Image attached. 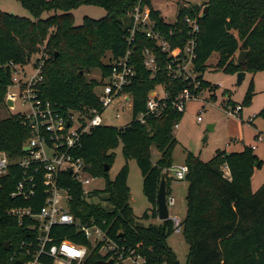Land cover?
<instances>
[{
	"label": "trees",
	"instance_id": "1",
	"mask_svg": "<svg viewBox=\"0 0 264 264\" xmlns=\"http://www.w3.org/2000/svg\"><path fill=\"white\" fill-rule=\"evenodd\" d=\"M18 1L31 17H19L0 10V107H5L4 96L10 83L6 65L14 62L24 66L31 60L35 64L43 61L42 98L66 109L99 107L94 92L99 81L87 79L86 75L97 69L101 76H106L110 71L107 61L125 54L124 35L131 24L130 12L139 1L149 6V0ZM85 4L103 7L106 13L99 19L85 16L80 24H76L72 11ZM205 5L208 10L202 16ZM44 11H51V14L43 18ZM187 15L197 17L200 27L193 61L199 74L197 78L201 80L200 91L213 88L201 77L206 61L213 54L218 55L216 67L224 70L255 73L264 69V0H207L203 6L180 5L174 23L165 22L158 10L150 8L154 28L172 47H182L189 37L184 23ZM145 47L156 57L158 69L153 75L143 65ZM133 48L134 76L124 89L131 96L133 115L145 110L148 94L157 86H163L167 93L165 109L159 116H149L145 124L131 120L121 128L94 127L82 137L76 156L83 159L93 177H105L106 185L102 191H91L89 201L81 197V189L76 185L71 210L83 221L90 216L105 221L109 236L125 242L127 247L140 245L135 253L144 259V264H179L166 242L175 230L172 219L147 225L140 223L129 204L127 163L112 180L107 177L109 169L104 170L105 165L110 168L114 158L111 149L120 141L125 160L134 158L137 161L143 191L151 204L141 219L157 218L156 193L160 175L164 169L171 168L172 150L177 143L174 127L183 114L173 107L172 101L188 86L190 79L168 77L166 53L143 32L136 34ZM177 50L175 55L180 52L179 48ZM240 50L247 51V57L244 64L237 65L234 55ZM104 58H107L106 62ZM250 88L245 100L251 96ZM258 114L264 116V106ZM29 133L21 117L9 112L0 118V150L11 158L23 155L22 147ZM151 146L160 153L155 163L150 159ZM252 150L233 153L218 150L206 162L191 152L186 153L187 210L180 222L188 244L186 264H264V182L255 192L251 191L252 171L261 163ZM225 167L228 175L224 173ZM13 169L3 178L0 187V264H23L28 258L23 254L12 257L20 230L6 215V210L16 204L9 197L19 179ZM165 179L169 196L171 178L167 173ZM93 197H98L104 205L94 203ZM22 204L28 205L30 200ZM52 235L57 241L68 239L86 245L89 253L84 264H100L107 258L99 253V245L92 247L72 225L54 226ZM8 240L12 241V246L5 250L4 242Z\"/></svg>",
	"mask_w": 264,
	"mask_h": 264
},
{
	"label": "built area",
	"instance_id": "2",
	"mask_svg": "<svg viewBox=\"0 0 264 264\" xmlns=\"http://www.w3.org/2000/svg\"><path fill=\"white\" fill-rule=\"evenodd\" d=\"M130 18L131 24L124 35L127 44L125 54L107 61L110 71L106 76H102L98 92L94 90L99 103L97 108L66 109L60 104L42 98L40 96L43 82L42 60L35 64L36 72L30 76L23 71L24 66L14 62H9L5 67L10 72V83L6 87L4 106L11 110V113L19 115L22 124L30 132L22 147V151L27 147L23 155L11 158L7 152L0 150V187L11 168H14L19 176L9 193V197L16 204L6 210V215L20 229L12 257H18L19 254L27 256L23 264H84L89 248L68 239L57 241L52 235V227L57 225L74 226L92 247L99 245V253L107 257L105 260L111 259V264H127L128 261L136 262L138 259L144 264V259L135 253V249L140 245L135 248L127 247L125 242H119L109 236L108 229L104 227L105 221H98L93 216L83 221L71 210L76 185L81 189V197L90 200L91 190L88 185L93 177L83 159L76 156V151L81 147L85 134L90 133L94 127L104 126L102 112L116 98L126 93L124 89L134 76L131 56L138 31L143 32L147 38L155 42L161 52L166 53L169 59L166 64L168 77L190 79L188 86L172 101L173 107L178 112H183L186 102L200 93L201 80L197 78L199 74L193 64L196 58L197 34L200 31L197 17L189 15L184 17L189 37L182 47H172L169 40L154 28L155 22L150 16V8L141 1L130 12ZM178 48L180 55H175ZM142 55L144 67L152 75L155 74L158 68L154 52L145 47ZM160 87L163 94L159 95L156 88L149 92L145 110L137 115H133L131 111L130 121L145 124L149 116L162 114L166 106L167 93L163 86ZM128 99L126 97L125 101ZM18 100L26 106V110L13 112ZM7 101H11L12 104L8 106ZM130 104L132 110L131 97ZM240 108V105H233L228 114H237ZM116 117H119L118 113ZM196 120L199 122L200 117ZM224 170L228 172L227 167ZM169 171L170 168H167L163 172ZM175 175L183 176L179 170L175 171ZM68 178L71 181H67ZM29 200L30 204H22ZM173 203V197L167 196L168 207ZM171 219L175 227L174 232L182 230L181 220ZM9 241L8 250L12 246V241Z\"/></svg>",
	"mask_w": 264,
	"mask_h": 264
},
{
	"label": "rangeland",
	"instance_id": "3",
	"mask_svg": "<svg viewBox=\"0 0 264 264\" xmlns=\"http://www.w3.org/2000/svg\"><path fill=\"white\" fill-rule=\"evenodd\" d=\"M207 0H149V6L158 10L164 21L174 23L178 14V7L183 4L203 6ZM0 10L11 13L19 17H31L29 12L21 5L18 0H0ZM73 18L76 24H80L85 16L99 19L106 13L105 9L95 5H80L73 9ZM51 11H44L42 17L45 18ZM109 54H107V57ZM237 53L234 55L236 63ZM107 58H104L106 62ZM218 55L213 54L205 63L206 67L201 73L204 82L209 83L213 88H204L193 99L186 102L185 109L177 127L174 129L176 145L172 150V164L167 173L171 178L169 186V196L173 197L174 203L168 207L169 216L182 220L186 214V194L188 182L185 179V155L191 152L198 156L202 161L210 160L216 151L226 153L241 152L251 149L252 153L261 161L260 165H255L250 178V189L255 192L264 182V116L258 113L264 106V69L255 73L245 72L242 82L237 84V72L224 70L216 67ZM35 61L31 60L24 65L23 71L27 76L36 72ZM102 83L101 72L97 69L92 70L86 75ZM252 84L251 88L250 85ZM250 88L251 96L246 98V93ZM96 92L99 85L94 88ZM159 95L163 94L160 86L156 87ZM129 99L125 101V98ZM130 94L116 98L101 114L104 126L121 128L131 119ZM233 105H240L237 114L230 115L228 111ZM26 110V106L18 100L15 103L13 112ZM11 113V110L0 107V118ZM119 117H116V114ZM197 117L200 121L197 122ZM150 159L155 163L160 153L154 147H150ZM111 152H114L113 162L107 171V177L112 180L119 169L127 163V185L130 191L129 204L138 221L143 225L157 223L158 219L151 216L141 219L144 212L151 207L142 187L141 170L134 158L125 160L122 153V143L119 141ZM181 171L182 177H177L175 171ZM228 175L227 170H224ZM106 185L105 177H91L88 188L91 191H102ZM94 203L101 202L98 197L91 199ZM104 205V202H101ZM168 246L175 253L179 264H186L188 254V244L185 241L182 230L173 232L166 239ZM141 264L138 259L136 262L128 261L127 264ZM161 264H170L163 262Z\"/></svg>",
	"mask_w": 264,
	"mask_h": 264
},
{
	"label": "water",
	"instance_id": "4",
	"mask_svg": "<svg viewBox=\"0 0 264 264\" xmlns=\"http://www.w3.org/2000/svg\"><path fill=\"white\" fill-rule=\"evenodd\" d=\"M208 10V6L205 5L203 7V11H202V16H205L206 12ZM246 57H247V51L245 50H240L237 53V57H236V64L237 65H242L245 63L246 61ZM28 59H30V56L28 57ZM245 76V71H239L237 72V84L239 85L243 78ZM11 101H7V105H11ZM27 147H25L23 149V151H26ZM109 169L108 165H105L104 170L107 171ZM166 173L162 172L160 175V181H159V186L157 189V193H156V210H157V219L159 221H165L167 219L170 218L169 216V210H168V205H167V191H166V179H165ZM10 246V241H5L4 242V249L8 250ZM112 261L111 259L108 260H101L100 264H111Z\"/></svg>",
	"mask_w": 264,
	"mask_h": 264
},
{
	"label": "crops",
	"instance_id": "5",
	"mask_svg": "<svg viewBox=\"0 0 264 264\" xmlns=\"http://www.w3.org/2000/svg\"><path fill=\"white\" fill-rule=\"evenodd\" d=\"M183 5H188V4H183ZM129 201H130V200H129ZM156 219H157V218H156ZM158 222H159V220H158ZM158 222H157V223H158Z\"/></svg>",
	"mask_w": 264,
	"mask_h": 264
}]
</instances>
